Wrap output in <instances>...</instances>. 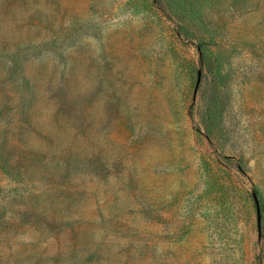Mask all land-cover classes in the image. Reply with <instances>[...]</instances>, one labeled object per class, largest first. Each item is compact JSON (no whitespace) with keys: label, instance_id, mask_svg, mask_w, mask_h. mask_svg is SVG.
<instances>
[{"label":"rangeland","instance_id":"rangeland-1","mask_svg":"<svg viewBox=\"0 0 264 264\" xmlns=\"http://www.w3.org/2000/svg\"><path fill=\"white\" fill-rule=\"evenodd\" d=\"M0 264H264V0H0Z\"/></svg>","mask_w":264,"mask_h":264}]
</instances>
